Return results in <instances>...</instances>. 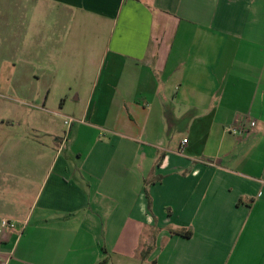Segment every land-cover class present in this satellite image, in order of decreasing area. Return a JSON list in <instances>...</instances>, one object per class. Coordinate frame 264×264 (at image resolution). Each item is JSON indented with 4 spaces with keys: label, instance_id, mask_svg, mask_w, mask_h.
Instances as JSON below:
<instances>
[{
    "label": "crops",
    "instance_id": "0c3cea01",
    "mask_svg": "<svg viewBox=\"0 0 264 264\" xmlns=\"http://www.w3.org/2000/svg\"><path fill=\"white\" fill-rule=\"evenodd\" d=\"M4 219L0 264H264V0H0Z\"/></svg>",
    "mask_w": 264,
    "mask_h": 264
},
{
    "label": "built area",
    "instance_id": "2783aa9c",
    "mask_svg": "<svg viewBox=\"0 0 264 264\" xmlns=\"http://www.w3.org/2000/svg\"><path fill=\"white\" fill-rule=\"evenodd\" d=\"M65 124L70 127L76 120L72 117H67V116H63ZM256 123L255 122H251L250 126L251 127H255ZM231 132H233L236 135H245L248 133V129L241 125L238 127H234L230 130ZM187 140H184L183 144H186ZM18 223H16L15 221H11L8 219H4L2 220L1 224H0V235H4L7 232L10 231H14L17 229ZM0 262H4V260L2 258H0Z\"/></svg>",
    "mask_w": 264,
    "mask_h": 264
},
{
    "label": "rangeland",
    "instance_id": "374dc122",
    "mask_svg": "<svg viewBox=\"0 0 264 264\" xmlns=\"http://www.w3.org/2000/svg\"><path fill=\"white\" fill-rule=\"evenodd\" d=\"M66 80L69 81V79H67V78H66ZM63 83H64V78L61 79V84H62L61 86L62 87H64V84ZM67 95L70 96V93H68ZM68 109L60 110V105L59 104H56V103H51V104H49V106L45 107V110L46 111H49V113H51L55 117H58L55 114H62V115H66L67 117H70V115H69V112L70 111ZM67 136H68V134L65 135V137H67Z\"/></svg>",
    "mask_w": 264,
    "mask_h": 264
},
{
    "label": "trees",
    "instance_id": "16d2710c",
    "mask_svg": "<svg viewBox=\"0 0 264 264\" xmlns=\"http://www.w3.org/2000/svg\"><path fill=\"white\" fill-rule=\"evenodd\" d=\"M178 234H182V235H184V236H186V237H191V236L193 235L191 229L182 230V231H180V233H178Z\"/></svg>",
    "mask_w": 264,
    "mask_h": 264
}]
</instances>
